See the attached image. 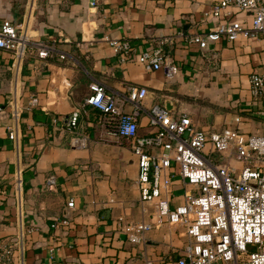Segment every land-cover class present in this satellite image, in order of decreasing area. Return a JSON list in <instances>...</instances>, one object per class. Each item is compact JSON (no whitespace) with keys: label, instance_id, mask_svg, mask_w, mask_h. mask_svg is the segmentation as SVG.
Listing matches in <instances>:
<instances>
[{"label":"crops","instance_id":"1","mask_svg":"<svg viewBox=\"0 0 264 264\" xmlns=\"http://www.w3.org/2000/svg\"><path fill=\"white\" fill-rule=\"evenodd\" d=\"M216 1L0 0V21L10 18L32 40L66 54L39 58L31 45L14 62L10 51H0V241L13 242L23 230L24 264H144L147 258L167 264L164 260L176 254L186 238L182 227L152 228L138 244L119 231L118 217L141 215L136 156L125 138L102 127L99 110L83 99L88 83L97 79L130 111L125 86H145L146 107L159 102L175 115L187 113L205 130L229 126L264 133V94L253 97L248 80L253 71L264 73V33L221 36L204 49L186 38L225 20L205 15ZM231 17L251 24L248 10L233 7ZM122 37L137 52L162 46L161 66L119 61L108 40ZM31 94L39 103L28 109ZM13 100L23 110L11 139L6 125ZM75 107L81 109L78 132L88 136L84 147L72 145V133L52 123ZM137 119L140 134L151 130L146 109ZM173 180L174 192H180L172 201L177 204L184 185L178 176ZM69 199L73 207L67 206Z\"/></svg>","mask_w":264,"mask_h":264},{"label":"built area","instance_id":"2","mask_svg":"<svg viewBox=\"0 0 264 264\" xmlns=\"http://www.w3.org/2000/svg\"><path fill=\"white\" fill-rule=\"evenodd\" d=\"M233 7L251 12L249 27L232 19ZM205 15L222 16L225 20L204 32L186 36L202 49L208 40L221 36L232 40L240 33H264V0H217ZM167 41L171 42V37ZM108 43L121 62L134 58L147 69H157L163 61L160 45L137 52L127 37L112 38ZM31 45L39 58L55 54L66 57L52 43L32 40L23 26L12 19L0 21V51H10L14 62H19ZM248 80L251 95L262 96L264 73L253 71ZM88 85L90 92L83 104L99 110L102 127L125 138L137 160L135 184L141 215L130 220L118 217V229L126 239L133 244L142 243L147 231L166 224L172 229L182 227L186 234L176 254L164 260L167 264H264V133L229 126L202 129L187 113L175 115L159 102L144 106L147 88L134 84L125 86L123 97L132 109L124 111L115 91L105 83L92 79ZM38 103L39 96L31 94L25 108ZM9 107L6 130L13 139L23 106L13 100ZM142 109H146L151 126L144 134L138 132L137 117ZM80 114V107H75L59 124L57 118L52 123L58 131L72 133V145L84 147L88 136L78 132ZM175 176L180 178L184 191L181 202L172 204ZM67 206H74L73 199L68 200ZM61 222L67 224L68 220L62 218ZM23 238L24 231L20 230L15 241H0V264H24ZM144 264L155 263L147 258Z\"/></svg>","mask_w":264,"mask_h":264},{"label":"rangeland","instance_id":"3","mask_svg":"<svg viewBox=\"0 0 264 264\" xmlns=\"http://www.w3.org/2000/svg\"><path fill=\"white\" fill-rule=\"evenodd\" d=\"M239 129H240V128H239ZM240 130H241V129H240ZM178 192H179V190L175 191V192H174L175 195L178 194ZM179 193H180V192H179ZM175 197H178V196H174V198H175Z\"/></svg>","mask_w":264,"mask_h":264},{"label":"trees","instance_id":"4","mask_svg":"<svg viewBox=\"0 0 264 264\" xmlns=\"http://www.w3.org/2000/svg\"><path fill=\"white\" fill-rule=\"evenodd\" d=\"M89 84V83H88Z\"/></svg>","mask_w":264,"mask_h":264}]
</instances>
